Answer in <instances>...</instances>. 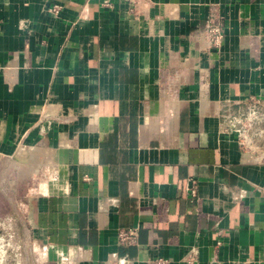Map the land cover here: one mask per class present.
<instances>
[{"label":"crops","instance_id":"1","mask_svg":"<svg viewBox=\"0 0 264 264\" xmlns=\"http://www.w3.org/2000/svg\"><path fill=\"white\" fill-rule=\"evenodd\" d=\"M250 97L264 0H0V160L30 182L33 264H264V135L242 151L219 118Z\"/></svg>","mask_w":264,"mask_h":264},{"label":"built area","instance_id":"2","mask_svg":"<svg viewBox=\"0 0 264 264\" xmlns=\"http://www.w3.org/2000/svg\"><path fill=\"white\" fill-rule=\"evenodd\" d=\"M60 7H53L50 12L58 13ZM198 38L205 44L207 50H219L224 40V26L222 18L215 12L211 13L204 27L199 30ZM225 124L226 131L234 134L239 148L242 151L250 150L255 141L264 135V106L261 100L255 97L248 99L245 108L236 103H228L219 114ZM42 131V130H41ZM186 190L194 197L197 194V183L189 181ZM137 233L135 230H121L118 234L119 245L128 246L135 243ZM219 245V243H218ZM13 250L12 243L0 233V264H10V255ZM193 250L185 260V264H195ZM15 264H20L16 262ZM152 264H169V260L157 259Z\"/></svg>","mask_w":264,"mask_h":264},{"label":"rangeland","instance_id":"3","mask_svg":"<svg viewBox=\"0 0 264 264\" xmlns=\"http://www.w3.org/2000/svg\"><path fill=\"white\" fill-rule=\"evenodd\" d=\"M13 161L15 160L10 158L0 160V233L12 243L10 264H33L30 250L25 247L22 219L17 214V209L28 202L31 186L27 179L19 175L21 169L17 170Z\"/></svg>","mask_w":264,"mask_h":264},{"label":"bare ground","instance_id":"4","mask_svg":"<svg viewBox=\"0 0 264 264\" xmlns=\"http://www.w3.org/2000/svg\"><path fill=\"white\" fill-rule=\"evenodd\" d=\"M34 169H35V168H34ZM21 171H22V169H21ZM34 171H35V170H34ZM22 172H25V171H22ZM22 172H21V174H22ZM29 174H30V172H29ZM23 176H24V175H23ZM24 177H25V176H24ZM24 177H23V178H24Z\"/></svg>","mask_w":264,"mask_h":264}]
</instances>
